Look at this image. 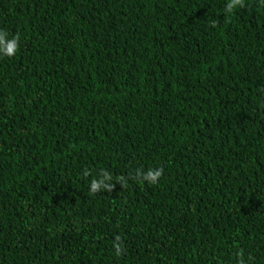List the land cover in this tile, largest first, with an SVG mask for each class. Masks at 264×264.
<instances>
[{"label":"trees","instance_id":"obj_1","mask_svg":"<svg viewBox=\"0 0 264 264\" xmlns=\"http://www.w3.org/2000/svg\"><path fill=\"white\" fill-rule=\"evenodd\" d=\"M227 2L0 0V264H264V0Z\"/></svg>","mask_w":264,"mask_h":264},{"label":"clouds","instance_id":"obj_2","mask_svg":"<svg viewBox=\"0 0 264 264\" xmlns=\"http://www.w3.org/2000/svg\"><path fill=\"white\" fill-rule=\"evenodd\" d=\"M245 6V0H228L225 6V13L231 14L238 7L242 8ZM213 27H215V22H213ZM19 51V36L13 37L11 39L8 38V33L4 30H0V55L5 57H14ZM164 174V169L161 168H153L149 169L147 172L138 169L135 174V178L139 179L141 183L147 182L149 185H155L159 182L161 177ZM85 176L90 175V173L86 170L84 173ZM127 179L124 176H119L115 178V182H113V176L108 173L106 170H101L99 176L97 178L92 179L90 183V195H95L101 191L113 192L116 189V186L119 184L121 188L127 185ZM113 247L115 249V254L117 256L124 255L126 249L123 246L122 240L120 236L115 238ZM240 261L239 264H245L243 259V252L239 253ZM252 258L249 257V260Z\"/></svg>","mask_w":264,"mask_h":264}]
</instances>
